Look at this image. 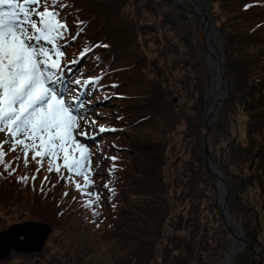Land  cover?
<instances>
[{
	"label": "trees",
	"instance_id": "16d2710c",
	"mask_svg": "<svg viewBox=\"0 0 264 264\" xmlns=\"http://www.w3.org/2000/svg\"><path fill=\"white\" fill-rule=\"evenodd\" d=\"M130 1L71 0V3L79 10L78 15L84 21L85 30L77 41H73L69 46H66L67 59H73L83 45H108L107 48H95L93 54L85 57L76 65V68L83 71L82 78L89 75H102L103 80L101 83L103 85L107 86L112 83L118 85L115 88L98 91L101 102L105 100L104 97L110 95L111 100H115L116 107L115 109H112L111 106L106 108L104 111L106 113L105 118L103 120L98 118L97 121L100 124L117 129L115 132L109 131L101 135L98 134L96 136L97 142L91 147L97 161L93 167L99 163V168L93 177L95 186L87 189V191L100 192L102 199L98 203L102 207H97L100 215L98 217L93 216L91 210L83 206V201H86L88 197H81L80 191L75 190L71 182L67 184L68 192L74 194L76 200L69 203L67 196L53 197L54 190L59 189V186L65 185V183L59 179L55 172H47L46 162L41 171L45 170L49 176L55 177L56 186L49 188V190L44 189L43 193L41 191L38 193V188L33 189L31 180L27 185L18 182L14 177L15 173L9 175L0 166V173H2L0 175V223L3 221L2 216L11 211L10 208L20 206L24 210L28 209L29 220L47 222L52 228L47 239L49 244H46L42 251L32 254L14 252L8 258L2 260L0 264H185L186 255H184V252L189 250L192 251L193 258L197 256V258L201 257L198 260L199 262L205 261L201 246L198 245L199 241L201 242L200 239L190 241L189 237L186 238L184 234L167 233L165 224L173 205L177 202L181 204L184 201L191 202L189 211L190 214L194 215H189L191 218L205 217L203 200L206 197L204 193L209 190L210 185L204 184H209L211 177L206 178L207 157L202 141L205 140L204 131L207 130L208 125L205 122L202 109H198L197 113L191 114L186 112L179 102H172L171 98L177 92L165 91L163 96L161 94L163 92L162 88L155 81L160 77L149 82L141 73V70L144 72L147 68H138L135 63H125L131 56L130 52L135 39L132 31L129 34L126 33L127 25L122 17L126 5ZM237 1L239 4L236 3ZM223 2V7L228 4L233 8L238 7L242 10L254 8L257 11L264 8V0H228V3L227 0H224ZM245 5H249V7L245 8ZM133 8L141 14L140 17H142L143 11L157 16L162 26H167L179 34L184 45L188 44L190 39H193V41L198 40L196 39L197 34L202 33L197 20H194L197 15H193V6L188 0H182V3L178 0H134ZM76 15V11H71L70 25L72 17ZM262 24H264L262 21L258 24V27L249 24L250 32H243V34L233 29L230 33L226 31L228 38L226 71L230 80L232 78L230 82L231 96L224 101L219 111H217L218 120L212 123L209 140L210 142L211 138L214 140L209 146V153L211 157L216 156V149L218 153V145L223 141L220 136L225 133L228 135L230 132L228 145L232 159L235 162L241 161L242 163L239 162V166L243 169H246V166L258 164L263 171L260 174L264 177V58L260 59L257 56L250 58L251 55L248 51L247 57L243 56L245 61L239 65L241 51L244 48L241 42L244 45L248 42L257 45L260 41H256V37L261 36V34L264 35V32L258 33V31H261L259 26ZM74 31L75 29H73ZM199 38H203L202 34ZM200 43L201 40L198 46H194V53L197 56H195V64L191 60L193 68L194 65L198 67L204 64L203 60L206 59L203 56L205 55L203 53L207 52L206 47L202 48ZM239 47H241L240 50ZM96 57H99V59L97 60ZM134 59L131 58L130 60ZM142 59L143 57H141ZM192 67L189 63L187 68L190 72H193ZM131 68L132 73L125 75V70ZM259 71L262 75L259 74ZM184 79H186V82L188 80L193 82L192 75H186ZM133 89L137 90L133 92ZM114 93L120 95H113ZM242 93L249 95L245 98L246 104L243 107L244 111L242 110L247 118L246 129L248 133L242 140L243 144L239 143L241 144L239 149L241 151L235 154L237 149H232L235 142L230 137L232 133L225 126V123L227 125L228 110L237 104ZM195 95L196 93H192L189 96L193 99ZM158 99H162L163 103L160 104ZM200 100L203 103V99L200 98ZM117 116L122 117V119L118 120ZM138 126L151 128V131H146H150L146 136L147 138L140 137L138 133L132 132ZM181 127L184 128L182 131ZM179 132H182L183 138L181 142L177 143L174 141V136ZM99 136H102V138L98 140ZM112 145H115V147ZM255 148L256 150H254ZM5 151L7 153L5 156L6 161H13V158L18 154L23 158L22 153H9L7 145H5ZM179 151L185 152L186 158L176 163L173 169L170 168L167 171L166 165L169 159L178 155ZM105 155L108 157L117 156L118 159L115 162L108 159L109 162H107V159H104ZM100 156L102 158H99ZM29 159L31 160L30 154ZM256 159H258L257 162H255ZM34 162L31 161L28 167H25V170L22 171L24 172L23 175L30 176L28 170ZM113 163L116 165L115 168H112ZM13 166H16L15 162ZM196 167L198 169L196 170L195 181L192 184L191 175H193V170ZM109 169H111V176L109 175ZM222 169L229 186L228 207L231 218L233 222L241 225L249 238V225L251 224V228L254 221L258 220L259 217L256 211L248 210L247 212L251 215L249 216L247 213V219L242 218L241 210L243 207L241 206L239 192L251 185L250 181L255 177L251 178L253 174L243 177L242 174L234 173L230 169ZM64 174L67 175L66 172ZM127 180H130V183ZM105 182H108L109 187L113 190L111 193L103 188ZM131 190L136 192L137 200L128 209L130 204L128 201L132 196ZM196 192H202V194ZM39 199L46 203L45 207L40 205ZM117 201L128 204L119 209V207L116 208L118 205L115 202ZM113 205H116V207H113ZM206 205L214 214L217 213L214 211L215 209L221 212L213 202H207ZM105 206L109 208L107 214L113 220L115 232L123 227L127 228L131 221L138 226H141L142 220L146 223L145 229L142 228L138 233L134 232L137 234L135 235L136 238L128 236L126 241H123L126 243L127 248L116 251L108 263L85 258L93 251V247L80 242L77 231L73 227L74 222L78 221L82 233L89 235L88 232L95 231L96 222L102 216ZM201 210L203 213H200ZM189 216L186 218L183 228L191 225L189 221H193V219ZM115 232L114 234H116ZM226 232L228 235L231 233L230 230H226ZM54 245L58 246L57 249L54 252H49V248ZM224 248L225 246L222 251L215 254L214 262H208L207 264H222L229 257L227 253L230 254ZM250 259L249 255H246V252L243 251L241 254L235 255L233 264H248Z\"/></svg>",
	"mask_w": 264,
	"mask_h": 264
},
{
	"label": "rangeland",
	"instance_id": "374dc122",
	"mask_svg": "<svg viewBox=\"0 0 264 264\" xmlns=\"http://www.w3.org/2000/svg\"><path fill=\"white\" fill-rule=\"evenodd\" d=\"M179 1V0H178ZM191 2L193 9L192 13L193 15H197L194 20H197V24L200 26V29L202 30V39L199 37L201 36L197 34L198 40L190 39L188 44H183L182 39H180L179 34L177 32H174L173 29L168 28L167 26H162L160 24V19L157 16L150 15L143 11L142 17L141 14L138 13V11L134 10V0H131L127 5L124 13L122 14L124 23L127 25L126 33L129 34L131 31L134 35V46L131 48L130 57L126 60V64L131 63L134 64L139 68H147L144 72L141 70V73L143 76L148 80L149 82L153 80L159 83V86L162 88L163 92L161 93L164 96L165 91H174L177 92L174 93V96H172L171 100L174 103H180L183 108L186 110V112L195 114L197 113L198 109H202L205 122H206V98H207V92L210 89V84L212 80V75L214 72V69L210 67L209 64V52L211 47H215L217 50V56L224 57V53L226 51L227 61L225 63V66L227 67L228 62V52H227V32L230 33L231 29L238 31L239 33L243 34L250 32V25H257L260 24V22H264V8L261 10H255L254 8H251L249 10L246 9H240L238 7L233 8L231 5H226V7H223V1L224 0H188ZM235 2V1H234ZM182 3V0H181ZM228 3V0H227ZM239 4V2H236ZM205 6V8H204ZM205 9L204 15L209 19V27L205 29L204 26V18L201 13V10ZM225 8V9H224ZM231 10V11H230ZM261 31H258V33L264 32V24L259 26ZM209 35V43L207 42L206 37ZM199 36V37H198ZM239 38V37H237ZM236 38V39H237ZM201 40V47L205 48L207 50L206 53H203L205 55V58L203 60L204 64H201V66L194 65V68L191 65L192 63L195 64V53H194V46H198L200 40ZM235 39V37H234ZM253 40V39H251ZM197 41V42H195ZM240 41V40H238ZM256 41H260L257 43V45L254 44H247L244 45L243 42H241V45L244 47L241 51V61L240 64H243V61H245V57H247V53L249 51V54L252 57H259L260 59L264 58V35L261 34V36L256 37ZM240 44V42H239ZM249 45H251L249 47ZM241 47H239V50ZM143 53V55H142ZM202 55V54H201ZM141 57L143 59L141 60ZM210 57V56H209ZM131 58H135L134 60H130ZM217 59V58H216ZM129 60V61H128ZM247 60V59H246ZM185 61H188L185 63ZM124 63V66H125ZM190 63V66L193 68V72L189 71L188 65ZM248 63V62H247ZM134 66V65H133ZM188 69V70H186ZM260 69V67H259ZM258 69V70H259ZM131 69L125 70V75H130L132 73ZM192 73V74H191ZM77 73H69V79L72 78V76L76 75ZM259 74L261 72L259 71ZM186 75H192L193 82L188 80L186 82V79H184V76ZM225 76L229 81L230 86V95L231 96V80L229 76L227 75V71L225 72ZM219 77V75H218ZM220 79V77H219ZM185 81V82H184ZM220 82V81H219ZM222 83V89H219L218 98H221L222 93H226L227 90L225 88V83ZM137 89H133V92ZM131 91V90H130ZM132 92V93H133ZM192 93H196L195 97L192 99L189 95ZM220 96V97H219ZM246 96H249L248 94H243L238 99L237 104L233 105L228 112V119H227V125L225 123V126L229 128L231 131V138L234 140L235 144H233L232 149L236 148L237 154L240 152V146L242 143V140L246 137V134L248 133L246 129L247 125V118L246 115L242 112L244 105L246 104L245 98ZM95 96L92 99V104L94 105L92 115L95 117L96 121L99 118L100 120H103L105 118V109L111 106L112 109H115L116 103L115 100H111V98H107L105 102H100L96 99ZM200 98L203 99V103H201ZM216 99V101H217ZM227 100V99H226ZM159 103L162 104L163 100L158 99ZM225 101V100H224ZM223 101V103H224ZM215 103V98H214ZM222 103V104H223ZM222 105H218L217 109L215 111H212L210 115V122L211 127L212 123L217 121L219 116H217V111H219V108ZM99 112L100 115L96 116L95 113ZM244 111V110H243ZM216 114V115H215ZM97 124H100L97 121ZM210 129L204 131L205 140L202 141L203 148L208 149L209 146H211V142L209 140V133ZM184 128L181 127V131ZM220 129V128H219ZM147 130L151 131V128H143L139 127L134 129L132 132L138 133L140 137L147 138V134L150 132H146ZM90 132H95V129H89ZM227 132V129H226ZM102 134V133H101ZM100 134V135H101ZM229 134L225 133L220 136V139H223V141L218 145V153L216 149V156L210 158L214 161L217 168L221 171L222 175L225 178V175L223 173V169H230L234 173L242 174L243 177H247L249 174H253L252 177L253 180H251L249 186H247L244 190L242 189L239 194L241 195V206L243 209L241 210L242 218L247 219V216L251 215V213L247 212L248 210L256 211L258 214L259 219L254 221L253 226L248 228V232L250 234L249 238L246 234L245 230L236 222H233V219L231 218V221L233 224H237L239 227L235 226V231L240 234H244L246 238V242L242 243L241 240L233 239V235L231 233L228 235L226 230H230L229 227L226 225L223 213L219 207V212L217 209L214 211L217 212L214 214L211 209L206 205L207 202H213L215 205V199H216V188L214 183H218V178H215L214 176L208 175V169H207V175L206 178L211 177V180H209V184L205 183L204 185H210V188L207 192L204 193V196L206 199L203 200V206L205 210V217L204 218H191L189 215L194 216L193 214H190V201H184L181 203H176L173 205L170 216L168 217L166 224H165V230L167 233H180L184 234V236L189 237L190 241H193L194 239H200L201 242H196L199 246H201V252L203 254V258H205V261H203V264H207L208 262H214V256L219 251H222L223 247L225 246L224 250H227L230 254L227 253L229 257H231L232 253L241 254L243 251L246 252V255L248 254L251 258L248 264H264V177L260 173H262L261 166H258V164H255L254 166H246V169H243L239 166L242 163L241 161L235 162L232 159L231 156V150L229 148L228 138ZM207 135V136H206ZM250 138V136H248ZM1 140L5 139V135L3 133H0ZM102 136H99L98 140L101 139ZM183 138L182 132L177 133L174 136V141L179 143L181 142ZM92 141H88L90 146L92 147L94 143ZM237 143V144H236ZM241 143V144H239ZM8 147V146H7ZM229 150V152H227ZM256 150V148L254 149ZM10 151L9 153H11ZM17 153V152H14ZM102 156V155H101ZM99 158H102V157ZM31 157V153H30ZM186 158V154L183 151H179L178 155L173 156L169 159L166 170L168 171L170 168L173 169L176 163H179L182 161V159ZM39 159V158H37ZM93 165L96 164V158L93 159ZM223 160V162H222ZM248 160V158H247ZM258 159L255 160L257 162ZM107 162L109 160L107 159ZM31 163V162H30ZM36 162L32 163L30 170H28L30 176L35 172L37 166L35 164ZM16 164V163H15ZM47 164V163H46ZM222 164V165H221ZM221 166H223L221 168ZM96 167V166H95ZM20 169V170H19ZM198 168H194L193 175L190 177L193 179L192 184L194 183V179L196 177V170ZM19 170V171H18ZM25 170V166L23 163V158L19 161V167L17 168L16 173L14 174L15 178L17 176H22ZM33 172V173H32ZM47 176L48 180L45 181L43 178ZM17 180V179H16ZM226 180V178H225ZM56 178L51 177L47 174L45 170H40V172L37 174V178L35 180V189L38 188L40 193L41 183L43 182L44 189L51 188L53 184L56 182ZM130 183V180H127ZM227 187H228V194H227V206H228V198H229V186L228 181ZM17 184V183H15ZM56 185V184H55ZM197 185V184H196ZM130 187V186H129ZM196 188V187H195ZM200 188V186H198ZM67 185H61L59 186V189L54 190L53 197L59 198L64 196L63 193L65 191L68 192ZM132 191V196L129 199L128 203V209L131 207V205L137 200V194L136 192ZM34 192V191H33ZM37 193V192H34ZM198 193V192H196ZM198 194H202V192H199ZM74 194H70L68 192L67 200L69 203L73 202V196ZM219 198H222L224 194L222 189H219ZM40 205L42 207H45L46 203L39 199ZM127 203V204H128ZM116 205H118L116 208L127 206V204H123L121 202H115ZM138 205V203H137ZM202 206V205H201ZM217 206V205H216ZM115 208V209H116ZM108 206H105V210L100 217V219L96 222L95 231H91L92 233L88 232L89 235L86 233H82V230L80 229V223L74 222L75 224L73 227L77 231V235L79 236V241L84 243V245H89V247H93V251L85 256L86 259H94L102 262L110 261L111 257L116 251H122L127 248L126 243L123 241H126L128 236H131L133 238H136L135 235H137L134 232H137L141 230L142 228L145 229L146 223L144 220L141 221V226H138L136 223L128 224L127 228L123 227L118 232H115L114 230V224L113 220H111V217L108 216ZM11 211H9L7 214H4L3 221L0 223V231L3 229L8 228L9 226L13 224H18L22 222L27 221H33L29 220V212L26 208L25 210L20 206H15L13 208H10ZM120 211V210H119ZM229 212V207H228ZM28 213V214H27ZM200 213H203L201 210ZM248 213V214H247ZM230 214V212H229ZM112 216V215H111ZM190 217L193 219V221H189V224H191L185 230L184 223L187 217ZM134 217L132 216V219ZM253 223V222H251ZM97 224L99 227H97ZM112 230V231H111ZM114 232L116 234H114ZM242 232V233H241ZM87 237V238H86ZM49 244L48 241H46L45 245ZM79 244V242H78ZM244 244V245H243ZM80 245V244H79ZM77 245V246H79ZM81 246V245H80ZM58 246L54 245L49 248V252H54L57 249ZM82 247V246H81ZM197 247V246H196ZM231 247H233L234 251L231 252ZM243 249H241V248ZM88 248V247H87ZM86 248V249H87ZM253 248V249H252ZM253 250V251H252ZM185 256V264H202L198 260L201 257L194 256L191 250L184 252ZM228 257V258H229ZM245 257V256H244ZM197 258V259H196ZM224 261L226 262L227 259ZM235 260V257L233 261L230 264H233Z\"/></svg>",
	"mask_w": 264,
	"mask_h": 264
},
{
	"label": "snow or ice",
	"instance_id": "6c2138e0",
	"mask_svg": "<svg viewBox=\"0 0 264 264\" xmlns=\"http://www.w3.org/2000/svg\"><path fill=\"white\" fill-rule=\"evenodd\" d=\"M70 10L77 12L71 25ZM78 12L71 0H0V133L5 135L0 140V166L12 175L21 159L18 154L13 161H6L5 145L8 151L23 154L26 168L35 161L37 168L31 177L27 174L16 177L25 185L31 180L35 190L37 174L46 162L48 173L55 172L65 185L71 182L81 197H88L83 206L98 217L101 194L87 189L95 186L93 177L99 163L93 167L95 153L88 141L95 142L98 134L117 129L97 124L92 115V99L96 92L118 85H103L102 75L82 78L83 71L79 69L69 79L74 65L93 54L95 48L108 47L86 44L73 59H67L66 46L77 41L85 30ZM95 115L100 113L97 111ZM104 159L115 162L118 157L105 155ZM115 167L113 163L112 168ZM108 171L111 176V169ZM103 188L109 193L113 191L108 182ZM40 191L44 192L43 182ZM63 195L67 196L68 192Z\"/></svg>",
	"mask_w": 264,
	"mask_h": 264
},
{
	"label": "water",
	"instance_id": "95a60500",
	"mask_svg": "<svg viewBox=\"0 0 264 264\" xmlns=\"http://www.w3.org/2000/svg\"><path fill=\"white\" fill-rule=\"evenodd\" d=\"M205 8V6H204ZM201 10V13L204 18V26L205 29L209 27V19L204 15L205 9ZM207 42L209 43V35L206 37ZM226 51L224 53V57H220L215 55L217 57L220 68H219V77L220 81L225 83V88L227 90L226 93L221 94V98L218 99L215 103L214 109L209 110V105L211 98L209 97V91L207 92V98H206V124L208 125V129L211 127L210 122V115L212 111H215L217 109L218 105H222L223 101L226 100L230 95V86L229 81L225 76L226 66L225 63L227 61ZM210 56V52H209ZM208 56V58H209ZM216 67L214 68V70ZM215 73V72H214ZM222 86L219 87V89H222ZM207 136V135H206ZM206 157H207V169H208V175L214 176L215 178H218V183H214L216 188V199L215 203L218 207H220L223 218L226 223V225L229 227L233 239L241 240L242 243L246 242V238L244 234L237 233V231L234 230L233 226L239 227L237 224H233L231 221V215L228 212V206H227V194H228V187L227 182L222 175L221 171L217 168L214 161L210 158L209 151L206 148ZM219 189H222L224 194L222 198H219ZM52 228L47 222L43 221H27L22 222L18 224H13L9 226L6 229H3L0 231V262L6 258H8L13 252L15 253H23V254H32V253H39L42 251L43 247L45 246V243L51 234ZM242 233V232H241ZM244 245V244H243ZM241 248V247H240ZM232 249V247H231ZM243 249V248H241ZM235 252L227 259L226 262H223L222 264H230L234 257Z\"/></svg>",
	"mask_w": 264,
	"mask_h": 264
},
{
	"label": "bare ground",
	"instance_id": "6f19581e",
	"mask_svg": "<svg viewBox=\"0 0 264 264\" xmlns=\"http://www.w3.org/2000/svg\"><path fill=\"white\" fill-rule=\"evenodd\" d=\"M216 54H217L216 48L215 47H211V49H210V57H209V64H210V67H212V69H214L215 67H216V69L214 70L215 73L213 72L212 80H211V84H210V89H209V97L211 98L210 105H209V110H213L214 109V106H215V103H216V99L218 98V94L217 93H219V91H218L219 87H221V85H222V83H221V81H220V79L218 77L220 63H219L218 59H216L217 57H215ZM214 98H215V103H214ZM234 249L232 247L231 252H233Z\"/></svg>",
	"mask_w": 264,
	"mask_h": 264
}]
</instances>
